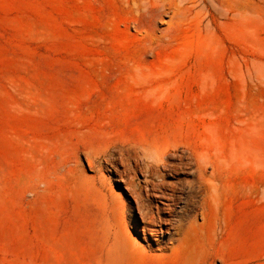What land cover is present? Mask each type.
I'll use <instances>...</instances> for the list:
<instances>
[{
    "label": "rangeland",
    "instance_id": "obj_1",
    "mask_svg": "<svg viewBox=\"0 0 264 264\" xmlns=\"http://www.w3.org/2000/svg\"><path fill=\"white\" fill-rule=\"evenodd\" d=\"M200 263L264 264V0H0V264Z\"/></svg>",
    "mask_w": 264,
    "mask_h": 264
},
{
    "label": "bare ground",
    "instance_id": "obj_2",
    "mask_svg": "<svg viewBox=\"0 0 264 264\" xmlns=\"http://www.w3.org/2000/svg\"><path fill=\"white\" fill-rule=\"evenodd\" d=\"M205 161H206V160H204V158H202V159H200V160L198 159V163H199V167H200V168H201V167H202V168H203V167L206 168L205 165H206L207 161H206V163H205ZM202 168H201V169H202ZM202 170H203V169H202ZM201 174H202V173H201ZM201 177H202V176H201ZM192 226H193V228H191V229H192V230L194 229V231H196L197 229L194 227L195 225H192ZM175 227H176V226H175ZM176 229H177V228H176ZM195 229H196V230H195ZM173 230H174V229H173ZM144 231H145V230H144ZM174 231L176 232L177 230H174ZM178 231H179V230H178ZM180 231H181V230H180ZM189 231H191V230H189ZM192 232H193V231H192ZM196 232H197V231H196ZM181 233L183 234V232H181ZM177 234H178V233H177ZM182 234H181V235H182ZM183 235H184V234H183ZM194 235H195V234H194ZM181 237H182V236H181ZM184 237H185V236H184ZM196 237H197V236H196ZM191 238H192V237H191ZM191 238H189L190 241H191ZM199 238H200V237H199ZM183 239H185V238H183ZM193 239H194V238H193ZM193 239H192V240H193ZM177 240H178V239H177ZM194 241H195V240H194ZM194 241H192V242L194 243ZM196 241H197V240H196ZM198 241H199V240H198ZM198 241H197V242H198ZM185 242H186V240H185ZM188 242H189V241H188ZM186 243H187V242H186ZM186 243H185V246L189 247V245H188L189 243H188L187 245H186ZM176 244H177V243H176ZM190 244H191V243H190ZM198 244H199V243H198ZM203 244H204V243H203ZM179 245H180V244H179ZM194 245H196V244H194ZM199 245L202 246V244H199ZM203 246H204V245H203ZM175 247H176V246H175ZM179 247L181 248V246H179ZM194 247H195V246H194ZM197 247H198V246H197ZM184 248H185V247H184ZM202 248H203V247H202ZM176 249H177V248H176ZM181 249H182V248H181ZM194 249H195V248H194ZM172 250H173V249H172ZM174 250H175V249H174ZM187 250H188V249H187ZM187 250H186V252H188ZM191 250H192V248H191ZM195 250H196V249H195ZM200 250H201V249H200ZM175 251H176V250H175ZM175 251H174V253H175ZM179 251H180V249H179ZM179 251H176V252L178 253ZM192 251H194V250H192ZM197 251L199 252V250H197ZM181 252H183V250L180 251V253H181ZM198 252H197L196 254L200 255L201 251H200V253H198ZM172 253H173V252H172ZM188 253H189V252H188ZM202 253H203V251H202ZM189 254H190V253H189ZM189 254H188V255H189ZM196 254H195V255H196ZM182 255H186V254L183 253ZM188 255H187V256H188ZM180 256H181V255H180ZM196 256H197V255H196ZM196 256L193 255V259H192V260H194V259L196 258ZM184 257L186 258V256H184ZM184 257H183V258H184ZM191 257H192V255H191ZM194 257H195V258H194ZM180 258H181V257H180ZM183 258H181V259H183ZM198 258H199V257H198ZM189 261H190V259H189ZM190 263H191V261H190ZM200 264H201V263H200Z\"/></svg>",
    "mask_w": 264,
    "mask_h": 264
}]
</instances>
